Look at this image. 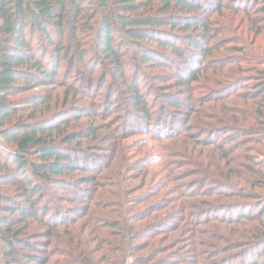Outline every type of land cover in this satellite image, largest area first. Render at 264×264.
<instances>
[{
  "label": "trees",
  "instance_id": "trees-1",
  "mask_svg": "<svg viewBox=\"0 0 264 264\" xmlns=\"http://www.w3.org/2000/svg\"><path fill=\"white\" fill-rule=\"evenodd\" d=\"M263 2L0 0V202H4L0 261L51 264L37 253L53 249L59 264H175V257L183 264H264V61L253 63L250 74H242L240 65L248 48L226 42L224 31L235 15L247 21V29L262 34L257 27L263 22L259 17L264 14ZM225 52L233 54L225 56ZM206 78L214 91L208 101H242L248 111L241 125L248 120L255 128H239L233 120L198 128L200 136H206L195 142L197 158L206 161V150L222 153L228 164L219 171L224 175L223 168L233 164L227 174L236 183L226 177L196 182L192 176L191 183L169 177V187L159 186L174 200L172 210L139 211L149 196L134 186V175L147 172L127 163V156L118 152L108 161L99 156L101 162H94L97 154L81 141L96 140V124L83 128L88 134L79 137L64 134L61 128L104 118L97 100L111 83L126 92L132 121L142 122L148 131L156 128L154 93L163 101L164 122L169 126L163 129L179 126L187 133L189 125L181 128L183 120L197 112L184 97L193 102L190 95ZM40 88L52 90L45 96L50 104L57 102L53 92L64 89L65 110L44 109V96L20 98ZM238 88L242 92H234ZM215 134L220 141L213 138ZM248 138L259 149L243 141ZM75 141L78 146H65ZM242 160L243 172L235 170ZM104 169L109 174H103ZM80 173L79 181L75 180ZM201 182V191L195 193V183ZM63 192L68 196L57 198ZM113 200L120 210L114 219H107ZM57 202L70 206L65 209ZM76 204L87 207L76 208ZM160 211L165 214L156 227L139 226L145 217ZM216 213L223 214L208 218ZM78 221L83 222L77 225ZM215 225L237 227L229 234L243 227L240 230L247 237L215 242L212 234L208 236ZM109 229L117 231L115 239L104 243ZM165 238L181 239L183 254L169 257L168 251L158 248L156 240Z\"/></svg>",
  "mask_w": 264,
  "mask_h": 264
},
{
  "label": "rangeland",
  "instance_id": "rangeland-1",
  "mask_svg": "<svg viewBox=\"0 0 264 264\" xmlns=\"http://www.w3.org/2000/svg\"><path fill=\"white\" fill-rule=\"evenodd\" d=\"M262 4H264V2ZM259 17L263 21L260 24L262 28L259 25L257 27L258 31L262 32V34L260 35L257 34L256 29H251V31L247 29V21H244L241 19V17H237L235 15L231 18L229 23H226V27L224 29V31L226 32L225 37L227 38L226 42L235 41L236 44L241 43L243 45H246V47L248 48V52L245 56V61L240 65V68L244 70L242 71V74L245 75L252 68L253 63L259 64L264 61V14H260ZM231 54H233V52H225V56H230ZM153 71L154 70H147V73L151 74V72ZM160 72L163 73V70H161ZM212 86L213 84L210 79L206 78L202 80L196 87L199 89L195 90V95H190V97L193 99V102H189V99L187 98L188 95L184 97V99L186 98L185 102L191 105L192 108H194V110H196L197 112L195 117L194 114H192L189 119L187 117L183 120L185 124L182 123L183 127L181 128H185V126L189 125L187 133H183L184 130L180 129L179 126L172 129H163V126L165 125H167L166 127H169L168 124L164 122L165 113L162 111L163 101L160 97H158V95L157 97H155L154 93H152L151 100L152 106L155 105V109L153 111V121L155 123L154 127L156 128H152L148 131L147 127L144 126L142 122L140 124H137L136 120L132 121L133 117L130 114L131 109H129L130 105L126 98V92L118 86L111 85V83H107L103 87L102 95L97 100V103L100 105L99 115H102L104 118H100V121H95V123H91L87 121L88 119H85L83 120V123H81L83 124L82 126H80V123L74 124L71 122L69 126H61V128L64 134H77V136L79 137V133L88 134L86 133L87 129L85 131L83 128H86L87 126H89V124H96L95 128H97L98 130L97 134L100 139L96 142L98 137L97 136L96 140L92 138L81 141V144H83L84 148H90L89 150L91 154H97L94 156V162H101L102 159L100 157H104L105 160L108 161L110 155L114 153L118 154V152L121 154V156H127V163H129L131 166L138 164V169L143 170L146 168L143 171L147 172L146 174L142 173V175L139 176L136 171L134 175L137 176L136 181L133 183L134 186L138 189L140 194H147L149 196V198L146 199L147 201H143L145 203H141V205L138 207L139 211L149 213L155 210V208H167V210H172V203L174 202V200L169 197L165 189L162 190L160 187L166 184L168 187L170 186V183H168L167 181L169 177L175 178V181H177L178 178L182 182L189 181V183H191L190 181H193L195 179L196 182L206 179H208L210 182H215L218 180L222 181L225 180L224 177L229 179V175L227 174V172H229V170H232L233 167V164H231L232 167L227 168L228 171L227 169L223 168V172H225L224 175L220 173V168L222 166L226 167V165L228 164V160H224L222 158V153H219L218 151H211L208 153L206 150V153L209 155V158L206 161L201 156L200 158H197L200 152H197L198 147H196L195 142L206 136H200L197 130L198 128H201L206 124H212V126L219 127L220 120H233L232 122H230L234 126H237L239 128L247 127L252 130H254L255 128L253 124L249 123L248 120L247 124H244L243 126L241 125V122H243L247 118L246 116L248 111L247 107L242 101L232 103L226 101V103L222 104L211 103L210 101H208V98L214 95V91L211 89ZM208 89L209 91H207ZM242 90L243 89L238 88L234 92H242ZM47 93H52V90L40 88L32 91V93L22 95L20 96V98H26L30 96L45 97L46 95H48ZM53 94L57 96V102L54 99V101L50 104L48 99L45 97V100L42 101V106L44 107V109L49 106H53L52 108L56 112H61L62 109L65 110L63 106L65 90L59 89L54 91ZM109 94H111L110 97H112L110 108H108L110 102L107 98ZM47 115L49 116L50 114ZM40 116L41 115H39V118H47L46 116ZM159 123L162 124V126L158 127ZM213 138L218 141L221 140V137H218V135L216 134ZM243 141L246 142L248 146H253L259 149V145L256 144V141H254L253 138L244 139ZM65 146L73 148L75 146H78V141H75L74 143H72V145ZM103 147L105 148L102 149ZM101 150H105V152H102ZM242 163L243 160L237 163L235 170L238 169L240 172H243ZM109 172L110 171H108V169H104L102 171V173L105 175L109 174ZM176 176L178 177L176 178ZM78 178H81V173L77 174V176L74 177L75 180L79 181ZM235 180L236 178L229 179V182L236 183ZM240 184L241 186H244L243 183ZM195 185L196 189L194 192L198 193L199 191H201L203 182H201L200 184L195 183ZM157 186H159L160 188L157 189ZM4 189L9 190L10 188L8 187ZM4 189H1V192H4ZM112 190L114 193H117V189L115 187ZM151 194L156 195H153L155 197L151 198ZM66 196H68L67 192L58 193L57 198H65ZM3 204L4 202H0V207L3 206ZM57 204L65 209L70 206L67 202L62 204L57 202ZM117 204L118 203L116 200H113L112 203L108 204V206L110 207V213L106 215L107 219H114L116 217L117 212L120 210V208L117 207ZM75 206L76 208L87 207L86 205H82L80 207L79 204H76ZM164 214L165 211H160L154 213L153 215H150L149 217H145L144 221L139 223V226L142 228L156 227L160 220H162V215ZM222 214H208V218L214 219L215 217L217 218L218 216H222ZM48 216L50 217L51 214L49 213ZM82 222L83 221H78L77 225H80ZM241 228L243 227H240V229ZM236 229L237 227L233 226L228 227L225 225H215L214 228L210 227V230H208L210 232L208 236L212 234V238L215 242L224 241L226 239V242H238L244 240L247 236L245 235L246 233H244L243 230L239 229L238 231L234 232L235 234H229V231H234ZM31 231L35 233L37 232V229L33 228ZM116 232L117 231L109 229L108 233L106 234L107 239L104 240V243L112 238L115 239ZM230 236H232L231 239H229ZM177 237L179 236H174L172 238ZM156 241V244H158V248L162 250L164 249L165 251L169 252L167 253L169 257H173L175 254H183V247H181V244H179V242H181V239H177L173 242L170 241L169 238H165L161 241L157 239ZM0 248L2 249L1 246ZM43 248L47 250V247ZM213 249L214 248L211 247L207 250ZM37 254L43 257H47V259L45 260L51 261V264L61 263L58 261V257L56 255L57 253H55L53 249L48 252L39 251ZM162 256L164 255H161V257ZM207 256L208 255H204V258H207ZM175 262V264H183L181 263L179 257H175ZM187 263L193 264L194 262L187 261ZM0 264H4V261L1 260Z\"/></svg>",
  "mask_w": 264,
  "mask_h": 264
}]
</instances>
